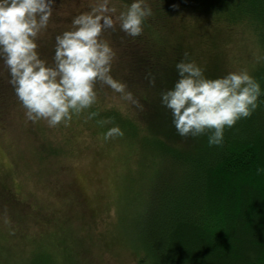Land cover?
Instances as JSON below:
<instances>
[{"label": "trees", "instance_id": "obj_1", "mask_svg": "<svg viewBox=\"0 0 264 264\" xmlns=\"http://www.w3.org/2000/svg\"><path fill=\"white\" fill-rule=\"evenodd\" d=\"M78 1L85 4L77 7L73 0H56L47 27L37 36V51L50 65L56 35L70 29L72 18L88 11L94 2L74 0ZM128 2L114 0L118 9ZM148 3L152 15L144 21L139 36H128L118 23L102 36L115 51L111 75L126 82L140 106L145 107L148 127L153 125L154 115L159 126L153 125L151 130L156 132H145L114 105L104 107L96 101L83 111L101 131L106 132L112 124L120 126L123 136L114 139L142 155L139 164L148 178L149 173L157 176L159 168H163L154 187H144L146 191L143 188L140 196L146 192L142 197L144 204L138 202L135 207L137 219L132 221L139 234L135 237L140 243L138 264H264V96L249 117L225 128L220 146H209L207 134L195 146H187L188 137L183 139L170 119L160 117L161 93L177 80L175 64L182 59L194 60L204 74H210L209 63L215 62L210 50L201 48L196 54L193 45L185 41L194 29L192 19L199 18L203 25L207 23L215 30L237 26L253 29L264 62V0ZM252 77L264 89V66L256 68ZM152 78L154 83L149 82ZM9 80L8 69L0 60V120L8 117L7 107L18 100ZM99 87L97 82L96 88ZM10 94L13 97L8 98ZM93 111L98 114L89 117ZM105 118L111 122L102 123ZM52 143H46V156L62 155V142ZM14 202L17 204L15 194L2 183L0 207ZM25 218L26 215L20 219ZM29 218L40 224L37 215ZM50 261L45 253L38 252L22 264Z\"/></svg>", "mask_w": 264, "mask_h": 264}, {"label": "rangeland", "instance_id": "obj_2", "mask_svg": "<svg viewBox=\"0 0 264 264\" xmlns=\"http://www.w3.org/2000/svg\"><path fill=\"white\" fill-rule=\"evenodd\" d=\"M73 4L82 7L85 3L73 0ZM192 22L194 29L185 41L196 54L201 48L214 54L206 77L239 70L252 76L264 66L253 29L215 30L199 18ZM98 85L96 101L104 107H118L145 132H156L151 128L159 123L153 115V125L147 126L145 107L121 100L101 82ZM160 111L161 118L172 122L169 109L162 106ZM7 112L8 117L0 120V185L11 188L18 205L0 207V264H22L38 252L48 256L49 264H138L140 243L135 237L139 234L132 221L137 219L135 207L138 202L144 204L143 188L154 187L163 168L157 176L149 173L150 182L139 164L142 155L117 139H105V131L91 124L83 111L73 114L66 126L55 127L44 120H27L19 99ZM203 136L183 139L188 137L187 146H195ZM49 140L62 142V155L46 156ZM23 214L26 218L20 219ZM33 214L40 217V224L29 218Z\"/></svg>", "mask_w": 264, "mask_h": 264}, {"label": "clouds", "instance_id": "obj_3", "mask_svg": "<svg viewBox=\"0 0 264 264\" xmlns=\"http://www.w3.org/2000/svg\"><path fill=\"white\" fill-rule=\"evenodd\" d=\"M56 0H0V60L6 65L27 120L48 126L67 124L73 114L90 109L97 100L96 83L107 85L120 99L139 106L127 83L111 75L115 51L102 33L118 23L128 36H139L152 15L148 0H130L118 9L114 0H94L88 11L75 15L71 28L55 37L53 63L37 51L38 34L47 27ZM187 55V54H185ZM177 80L161 93L181 137L207 134L209 146H220L226 127L249 117L264 89L246 70L208 78L194 60L175 64ZM154 83V78L150 79ZM95 111L89 117L96 116ZM102 123H110L105 118ZM123 136L112 124L105 139Z\"/></svg>", "mask_w": 264, "mask_h": 264}]
</instances>
